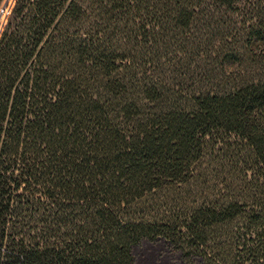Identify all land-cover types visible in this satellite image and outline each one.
<instances>
[{
	"label": "trees",
	"instance_id": "trees-1",
	"mask_svg": "<svg viewBox=\"0 0 264 264\" xmlns=\"http://www.w3.org/2000/svg\"><path fill=\"white\" fill-rule=\"evenodd\" d=\"M228 11L260 64L236 79L201 52ZM3 16L0 264H132L160 237L189 264H264V0H0Z\"/></svg>",
	"mask_w": 264,
	"mask_h": 264
},
{
	"label": "rangeland",
	"instance_id": "rangeland-1",
	"mask_svg": "<svg viewBox=\"0 0 264 264\" xmlns=\"http://www.w3.org/2000/svg\"><path fill=\"white\" fill-rule=\"evenodd\" d=\"M246 17V14H230L228 11L217 20L223 23V25L220 24L223 28H213L211 34L207 35L202 43L201 52L209 54L212 59L216 60L217 57L221 60L228 79L239 78L250 69H255L260 65H248L249 60L244 51L243 41L238 37L240 29L238 21ZM3 19L4 16L0 17V24ZM259 59L258 62L263 61L262 63H264V60L260 57ZM132 253V264H189L181 258L178 251L172 249L169 243L161 237L140 240L133 245Z\"/></svg>",
	"mask_w": 264,
	"mask_h": 264
}]
</instances>
